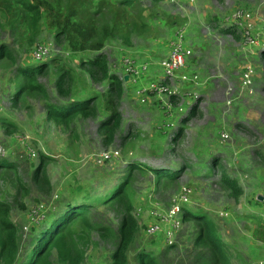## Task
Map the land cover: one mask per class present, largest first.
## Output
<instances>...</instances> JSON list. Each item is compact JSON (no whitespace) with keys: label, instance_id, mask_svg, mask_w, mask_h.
<instances>
[{"label":"rangeland","instance_id":"1","mask_svg":"<svg viewBox=\"0 0 264 264\" xmlns=\"http://www.w3.org/2000/svg\"><path fill=\"white\" fill-rule=\"evenodd\" d=\"M134 1L141 14L138 22L143 20L145 31L140 36L131 35V46H124L120 42L107 43L104 52L111 73L122 76L121 64L127 59L135 64L147 60L152 63L147 81L160 82L162 77L159 79L156 64L169 53L173 34L182 30L186 46L192 52L182 73L196 75L198 81L193 84L175 80L173 86L177 87L180 94L173 102L168 101L170 109L150 94L145 97L146 102L140 104L132 90L125 89L119 107L121 129L123 133L133 131L134 136L124 140V144L118 137L108 147L103 144L97 126L106 112L102 110L100 102L98 118L77 120L72 131H65L46 119L45 102L40 98L29 97L26 104L13 107L14 69L18 65L39 64L32 58L36 45L51 43L50 58L45 61L59 56L75 71H78L77 62L94 54L87 52L73 55L64 46H56L53 31L45 25L28 52H22L20 43L14 42L7 32L0 30V44L17 49L15 66L7 61L0 63V146L5 151L0 158L14 162L19 177L30 188L23 200L25 210L15 207L11 212V220L21 234L20 254L24 255L23 261L32 247L29 245L30 239L48 222L49 217L60 211L64 202H77L79 198L74 201V197H78L73 195L75 191L82 195L89 194L92 201H99L125 177L128 163L136 160L153 168L168 166L180 174L173 185L157 188L150 172H135L132 197L140 232L135 246L128 252L129 264H135L137 248L156 252L167 247L164 232L158 233L157 237L147 234L150 226L143 221L139 209L155 222L157 215L168 210L172 200L178 199L184 188L190 190L185 209L210 216L223 240L231 247L232 264H258L264 260V249L260 243L252 240L251 235L256 228V220L264 222V80L259 57L264 40L259 47L254 48L234 40L229 34L221 35L220 29L227 28L226 17L234 9H245L255 16L256 27L261 31L264 29V0H194L190 6L185 4V10L180 12L164 7L159 1ZM246 64H251L255 70L252 93L244 91L238 96L239 75ZM49 74V77L41 78L40 82L46 85L53 98L54 75L51 72ZM81 85L83 89L79 90V96L85 95L87 88V85ZM90 86L93 93L106 91V85ZM227 87L233 89L234 101L230 106L226 105ZM193 95L198 96V99L195 100ZM197 100L198 111L182 125L181 120L189 115L190 107ZM2 119L14 123L17 132L6 135L1 126ZM181 126L185 128L183 135L176 142H171L174 132ZM224 134L228 135V139L223 140ZM22 143L35 151L34 156L25 153ZM109 150H118L120 159L97 166L95 161L99 153ZM39 152L51 159L46 168L52 185L49 195L38 193L30 181L33 169L39 164ZM212 161L217 165L211 171L209 164ZM218 162L242 188V195L237 201L219 189L217 180L221 172L216 169ZM0 187L4 196L8 197L12 193L11 184L4 182ZM258 197L263 200H258L260 204L256 205L254 202ZM96 204L91 206L92 220L117 228L115 215L110 208L99 202ZM39 205L44 206L45 217L48 218L31 225L30 212ZM193 230L190 223L182 222L173 241L174 248L162 256L163 264H185L186 259L193 255ZM92 242L85 252L83 264H110L111 249L99 241L96 235ZM51 262L58 264L55 256Z\"/></svg>","mask_w":264,"mask_h":264},{"label":"trees","instance_id":"2","mask_svg":"<svg viewBox=\"0 0 264 264\" xmlns=\"http://www.w3.org/2000/svg\"><path fill=\"white\" fill-rule=\"evenodd\" d=\"M158 1L154 0L155 3ZM139 19L141 14L134 0H0V30L7 32L14 42L18 41L22 52H28L34 46L42 26L45 25L53 31L56 46H64L73 55L87 52L94 54L77 62L78 71L59 56L48 62L46 59L34 60L39 63L36 66H16L12 106L26 104L29 97L40 98L45 102L46 119L63 127L65 131H72L77 120H96L99 106L103 105L105 117L99 120L97 126V133L102 135L103 144L108 147L117 137L122 144L125 143L124 140L133 138V131L123 133L121 129L122 115L119 107L124 94V80L111 73L104 49L109 42L131 46V35L140 36L145 31L146 25L143 20L138 22ZM220 33L230 34L234 40H240L239 35L231 28L220 29ZM16 51V48L1 43L0 63L7 61L15 66ZM259 57L261 77L264 80V49ZM50 72L54 75L53 98L46 85L40 82L41 78L49 77ZM80 83L106 85V91L99 94L91 91L90 94L79 96L77 87ZM198 104L199 100L190 107L189 115L181 120L182 125L195 115ZM1 126L6 135L17 132L15 124L6 119L1 120ZM130 129L133 130L132 127ZM184 130V126H181L175 131L171 142H176ZM38 159L39 164L33 169L30 181L38 193L49 195L52 185L46 168L51 159L41 152L38 153ZM214 161L217 162V159ZM214 165L217 163L212 161L209 170L212 171ZM127 167L125 177L99 198V201H92L89 194L82 195L75 191L73 195L78 197H74V201L79 198L76 203L66 201L60 211L50 213L48 216L52 215L48 222L30 239L29 245L32 247L23 261L24 255L20 254L21 234L11 220V212L15 207L25 210L23 200L30 188L19 177L16 164L0 158V185L5 182L13 188L8 197L1 194L0 190V264H52L53 256L58 264H83L85 252L93 243L94 235L111 249L110 264H129L128 252L135 246L140 232L132 197L135 172H150L157 188L176 183L180 172L168 167L151 168L136 161L129 162ZM216 169L221 172L217 180L219 189L237 201L242 195V188L224 171L219 162ZM96 202L110 208L115 215L117 228L92 220L91 206ZM254 203L259 204L257 201ZM157 220L158 218L154 221ZM182 221L190 223L194 228L191 243L194 253L186 259L185 264H232L231 247L223 240L210 216L184 207ZM155 222L150 220L148 224L152 226ZM251 238L264 249V222L256 220ZM173 245H167L165 250L156 252L153 249L137 248L135 264H163L162 256L174 248Z\"/></svg>","mask_w":264,"mask_h":264},{"label":"built area","instance_id":"3","mask_svg":"<svg viewBox=\"0 0 264 264\" xmlns=\"http://www.w3.org/2000/svg\"><path fill=\"white\" fill-rule=\"evenodd\" d=\"M194 0H161L163 6H167L170 10H176L180 12L185 10L184 5H192ZM225 26L235 30L236 34L239 35V41L244 43L246 46H253L257 48L260 46L261 41L264 40V29L258 31L256 27V18L248 10L245 9H234L233 12L226 17ZM229 36H231L229 34ZM51 43L38 44L35 46L32 52V58L35 61H43L49 57ZM264 49V46L262 47ZM54 50V47H53ZM192 55L191 50L186 46L184 32L178 30L175 33V40L171 43L170 51L167 56L160 62L162 79L158 83H148L147 87L143 89H138L136 95L140 98L141 102H145L146 96L148 94L154 95L156 98L164 102L168 109L170 105L168 101L171 98H176L179 96V91L177 87L173 86L175 80H180L183 83H193L197 84L198 77L196 75H186L182 73L185 69L188 59ZM124 75L128 76L129 80L133 83L138 81L141 76H144L147 72L146 64H135L133 61L127 59L122 63ZM255 70L251 64H246L241 69L239 78H240V91L239 95L241 96L243 92L252 93L253 79H254ZM123 79V77H122ZM225 82L226 79H224ZM233 89L227 87L226 97H227V106H230L234 101L232 98ZM193 98L196 100L198 96L193 95ZM182 111V109H179ZM223 140L228 139V135H222ZM23 144V149L26 154L34 156L35 151ZM5 154L4 149L0 146V156L3 157ZM120 152L118 150L114 151H102L99 153V158L95 161L96 165H102L104 163L111 162L112 160L120 159ZM189 189H181L178 199H173L172 203L168 210L164 211L157 215L158 220L150 226L147 230V234L152 237H157L158 233H165V240L167 245H172L176 234L181 228L182 224V213L183 208L189 202ZM30 223L31 225H37L42 220L45 219V208L43 205L37 206L30 212ZM259 264H264V260L260 261Z\"/></svg>","mask_w":264,"mask_h":264},{"label":"crops","instance_id":"4","mask_svg":"<svg viewBox=\"0 0 264 264\" xmlns=\"http://www.w3.org/2000/svg\"><path fill=\"white\" fill-rule=\"evenodd\" d=\"M181 2L182 1H185V0H180ZM197 0H195V2H196ZM164 7H167V6H164ZM176 33V32H175ZM175 33L173 34V37H172V41L170 42V46H171V43L175 40ZM260 44H262V42L260 43ZM169 46V47H170ZM170 49V48H169ZM170 51V50H169ZM129 60H131V59H129ZM122 61V60H121ZM132 61V60H131ZM134 62V61H133ZM121 63V62H120ZM134 63H136V62H134ZM146 64V66H147V72L145 73V75L144 76H141L140 77V79L138 80V81H136L135 83H133V82H131L129 79H128V82H125L124 81V90L125 89H131L132 90V92H133V94L136 96V98H137V100L139 101V103L140 104H144L145 102H146V100H145V102H141L140 101V98L136 95V91L138 90V89H143V88H145V87H147V85H148V83H149V81H147V78L149 77V73H150V71H151V66H152V63L151 62H149V61H137V64ZM156 66L158 67V70H159V79L161 78V76H162V72H161V67H160V63H158V64H156ZM121 67H122V64H121ZM122 69H123V67H122ZM84 84V83H83ZM85 85H87V88L85 89V91L86 92H84L85 93V95H87V93H88V91H92V88H91V86H90V84H88V83H85ZM78 90H81V89H83L82 88V85L80 86V84L78 85ZM80 93V92H79ZM84 96V95H83ZM158 99V98H157ZM160 100V99H159ZM161 101V100H160ZM162 103L164 104V102L162 101ZM164 107H166L167 108V106L164 104ZM168 109V108H167ZM189 112H190V110H189ZM189 114V113H188ZM132 161H136V160H132ZM131 162V161H130ZM136 162H138V161H136ZM139 163H141V162H139ZM143 164V163H142ZM149 166V165H148ZM149 167H151V168H153L152 166H149ZM164 167H166V166H164ZM168 167V166H167ZM168 168H170V167H168ZM260 197H258L256 200H257V202H258V199H259ZM263 199V198H262ZM260 201V200H259ZM142 202H144V200L142 201ZM264 202V201H263ZM144 204V203H143ZM260 204V203H259ZM259 204H256V205H259ZM139 209V208H138ZM139 211H141V217L143 218V221L144 222H149L150 220L152 221V219H149L147 216H144V213H143V211L141 210V209H139ZM154 248V247H153ZM263 260V259H262ZM254 263H255V261H254ZM258 264H259V262H258Z\"/></svg>","mask_w":264,"mask_h":264},{"label":"water","instance_id":"5","mask_svg":"<svg viewBox=\"0 0 264 264\" xmlns=\"http://www.w3.org/2000/svg\"><path fill=\"white\" fill-rule=\"evenodd\" d=\"M124 81H125V82H128V76H125V77H124ZM258 200L262 201L263 199H262V197H260Z\"/></svg>","mask_w":264,"mask_h":264},{"label":"clouds","instance_id":"6","mask_svg":"<svg viewBox=\"0 0 264 264\" xmlns=\"http://www.w3.org/2000/svg\"><path fill=\"white\" fill-rule=\"evenodd\" d=\"M159 2L161 3V0H159ZM126 75H124V72H123V74H122V76H120L121 77V79H122V77H123V80H124V77H125ZM129 79V78H128ZM171 99H174L175 100V98H171ZM167 245V244H166Z\"/></svg>","mask_w":264,"mask_h":264}]
</instances>
